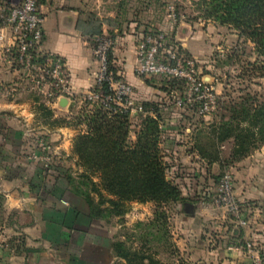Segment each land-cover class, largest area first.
Returning a JSON list of instances; mask_svg holds the SVG:
<instances>
[{
  "label": "crops",
  "instance_id": "1",
  "mask_svg": "<svg viewBox=\"0 0 264 264\" xmlns=\"http://www.w3.org/2000/svg\"><path fill=\"white\" fill-rule=\"evenodd\" d=\"M91 2L44 0L39 5L43 17L39 49L60 56L66 64L70 87L66 106L59 105L63 97L52 98L31 90L25 73L6 65L4 43L0 42V226L9 241L13 242L17 235L23 238L18 248L0 250V264H126L112 249L116 238L114 218L90 216L87 202L70 190L65 178L69 169L73 174L81 171L75 165L72 145L74 137L85 131L84 127L54 122L59 117L70 120L71 103H81V95L94 85L97 62L93 47L99 23H102V33H112L113 63L131 86L135 104L152 101L146 89L148 79L135 73V46L140 31L135 26L122 30L119 25H106L100 20L99 6ZM88 11H93L95 16L88 19ZM195 29L196 26L183 43L184 48L204 62L201 56L210 53L212 45L209 50L200 45L199 38L208 34L203 29ZM190 40L201 48L198 53L188 47ZM208 44H211L209 36ZM209 77L204 76L211 81ZM214 85L216 88L217 83ZM130 115V139L134 140L141 121L135 117L136 113ZM211 117L200 118L209 126ZM165 127L160 146L165 159L172 164L170 173H194L189 178L192 181L189 192L196 195L195 201L184 202L181 207L178 204L179 212H176L178 216L181 214L178 231L187 232L185 248L178 246L181 254L185 253L189 264H250L245 248L233 247L239 246L238 242L252 240L264 261V144L227 166L232 173L234 194L243 203L248 218L247 226L236 224L233 234H227L224 214H215L216 223L211 220L214 212L204 194L211 189L207 186L212 179L205 168L207 159L193 147L195 137L183 141L170 126L168 129L167 122ZM186 130L190 131V126ZM37 136L46 137L54 148L49 166L28 157ZM175 161L185 166L180 167ZM212 228L218 230L217 234L211 232ZM178 231L173 237L177 245L181 240Z\"/></svg>",
  "mask_w": 264,
  "mask_h": 264
},
{
  "label": "trees",
  "instance_id": "2",
  "mask_svg": "<svg viewBox=\"0 0 264 264\" xmlns=\"http://www.w3.org/2000/svg\"><path fill=\"white\" fill-rule=\"evenodd\" d=\"M43 1L39 0L38 5ZM197 5L201 9L200 17L235 30L239 39L254 44L253 52L257 59L264 57V0H198ZM3 23L0 16V26ZM101 33L98 29L96 35ZM109 64L117 72L112 53ZM176 85L178 83L174 81H166L160 89L167 91L168 86ZM94 91L103 95L111 93L106 83L100 88L96 86ZM243 99L229 107L231 114L227 120L221 115L220 121L214 124L216 142L232 141L229 157L223 159L219 151L206 153L197 149L209 163L227 167L264 144V102L254 105ZM83 103L92 108L74 116L73 120L59 117L54 122L57 125H86V130L74 137L72 145L75 165L81 171L73 174L69 169L65 178L70 190L87 202L90 216L106 220L124 217L129 203L134 201H152L158 205L184 200L180 188L167 179L172 164L165 159V152L160 146L167 121L161 114L163 110L159 103L154 100L140 102L142 112L136 113L135 117L141 122L134 140L130 139L132 118L129 110L113 103L90 104L88 100ZM166 109L172 111L170 107ZM241 125H245L244 128ZM15 239L19 242L13 247L18 248L23 238L18 236ZM129 239L130 236L116 235L112 243L114 253L126 264H162L142 249L128 245Z\"/></svg>",
  "mask_w": 264,
  "mask_h": 264
},
{
  "label": "rangeland",
  "instance_id": "3",
  "mask_svg": "<svg viewBox=\"0 0 264 264\" xmlns=\"http://www.w3.org/2000/svg\"><path fill=\"white\" fill-rule=\"evenodd\" d=\"M18 1H0V13ZM91 1L92 5L96 3L99 6L102 15H100L102 17L100 20L106 25H119L122 30L135 26L136 30L140 32L162 31L166 35L169 44L179 45L182 43V48H186L184 46L186 44L183 43L192 33L194 26H196L195 31L203 29L208 34H202L198 40V43L208 50L211 49L210 45H212V51L205 53V56H201V59L204 60L202 71L213 78L212 80L216 79V82H214L217 83L216 89L220 94L218 110L211 114L209 126H205V121L200 117L186 115L185 110L176 109L172 105V97L179 95L182 91L181 84L174 87L168 86L167 91H164L160 88L165 86L166 80L159 76H153L147 78L149 81L148 84L146 83V89L150 92L152 100H155L162 107L163 112L161 114L168 122L173 133L178 134L183 141L187 138L190 139L191 136L192 138L195 137L194 147L199 151L201 149L206 153L219 151V156L223 159L229 157L232 141L216 142V134L213 131L215 130L214 124L220 121L221 115L225 116L224 120H227L231 114L229 107L242 102L243 98L249 100V103L253 102L254 105L264 102V57L257 59V55L253 52L254 44L245 41L243 38L239 39L235 30L220 25L213 20L200 17L202 13L197 5L198 0ZM86 16L89 19L94 17L95 13L88 11ZM101 27L102 23H99V30H101ZM208 36L211 44H208ZM191 41L187 44L188 47L198 53L201 48L198 45L191 44ZM170 106L174 107L173 111L176 113L166 109ZM91 108V105L82 102L71 103L72 120L74 116ZM80 125L86 130L85 124ZM187 125L190 126V131L186 130ZM241 126L244 128L245 125ZM186 131L188 134H186ZM189 148L187 151L190 150ZM198 154L200 155V153ZM175 163L180 167L185 166L183 162L175 161ZM206 164L205 168L209 171L212 179L207 187H210L211 189H208V191H211L227 167L222 168L218 163L213 165L207 160ZM191 174H194L193 171H183L182 174L177 175L174 172V174L170 173L167 176V179L170 178L168 180H172L180 188L184 198L183 201L163 202L158 205L152 201L130 202L124 217L114 218L116 235L130 236L127 241L128 245L136 249H142L162 264H189L185 253L182 255L179 249V247L185 248L188 242L186 241L187 232L183 234L177 229L181 214L178 216L176 212H179L177 207L179 205L181 207L184 202L195 201L196 195L189 192L192 184L189 179ZM211 205L214 212L211 220L216 223L215 214L217 213L219 216L224 214V224L227 226L226 233L233 234V228L236 227V224L229 219L222 208ZM219 225L222 227V224L218 223ZM177 231L179 239H181L178 245L173 240ZM211 232L217 234L218 230L212 228ZM238 244L239 246L236 245L233 248L237 249L244 246V243L238 242Z\"/></svg>",
  "mask_w": 264,
  "mask_h": 264
},
{
  "label": "built area",
  "instance_id": "4",
  "mask_svg": "<svg viewBox=\"0 0 264 264\" xmlns=\"http://www.w3.org/2000/svg\"><path fill=\"white\" fill-rule=\"evenodd\" d=\"M38 1L19 0L1 12L4 23L0 26V42L4 43V60L9 68L25 73L31 90L43 92L52 98L66 97L70 100L64 60L56 54L41 52L39 49L43 38V17L39 12ZM113 47L114 38L111 35L101 33L95 36L93 55L97 70L94 73V85L90 91L81 95V100H88L90 104L113 103L131 113H140L142 107L135 104L131 86L122 79L119 70L115 72L110 67L109 55ZM182 47L181 44H169L162 31L140 32L135 46V73L140 77L159 76L166 81L181 84L182 91L172 97V105L195 117L211 115L219 107L220 94L214 85L216 79L207 81L204 78L206 73L202 71L203 62ZM104 83L109 86L110 94L103 95L94 91L96 86L100 88ZM46 87L48 89L44 92ZM173 106L170 108L176 113ZM28 157L49 166L54 157V148L46 137L37 136ZM233 189L232 173L226 168L215 187L204 195L211 204L222 208L235 224L244 227L248 225L246 210ZM18 242V239L10 242L0 226V250L13 247ZM243 248L248 252L250 264H264L254 241H245Z\"/></svg>",
  "mask_w": 264,
  "mask_h": 264
},
{
  "label": "water",
  "instance_id": "5",
  "mask_svg": "<svg viewBox=\"0 0 264 264\" xmlns=\"http://www.w3.org/2000/svg\"><path fill=\"white\" fill-rule=\"evenodd\" d=\"M210 78V77H209ZM211 79H213V78H211ZM68 104V99L66 98V97H63V98H61L60 100H59V105L60 106H66ZM168 179H170L169 177H168ZM189 205V204H188Z\"/></svg>",
  "mask_w": 264,
  "mask_h": 264
}]
</instances>
